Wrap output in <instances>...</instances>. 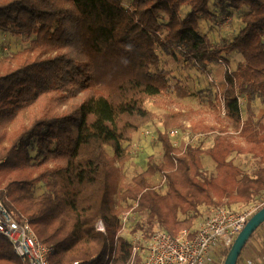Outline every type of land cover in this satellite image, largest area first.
<instances>
[{
  "label": "trees",
  "instance_id": "obj_1",
  "mask_svg": "<svg viewBox=\"0 0 264 264\" xmlns=\"http://www.w3.org/2000/svg\"><path fill=\"white\" fill-rule=\"evenodd\" d=\"M128 1L0 0V32L31 38L23 50L0 58V197L50 247L49 264H106L121 228L119 214L133 203L146 213L136 225L146 226V236L153 228L174 235L192 227L201 206L248 205L264 193V125L252 110L256 99L264 104V0ZM242 8V25L230 41L212 43L199 31L200 17L218 28L231 10ZM158 51L175 60L180 55L200 70L241 57L233 70H224L220 95L224 118L248 147L220 133L218 124L196 126L220 131L211 146L176 147L168 129H196L186 126L181 112L164 114L161 160L149 157L126 183L123 144L156 117L145 102L169 85ZM234 152L252 153V173L228 159ZM204 154L215 164L211 177L203 174ZM156 173L164 178L163 194L149 182ZM114 175L120 178L117 200ZM39 184L43 190L35 194ZM99 220L105 232L96 228ZM130 254L129 242L119 237L110 264H128ZM0 264H21L2 235Z\"/></svg>",
  "mask_w": 264,
  "mask_h": 264
},
{
  "label": "rangeland",
  "instance_id": "obj_2",
  "mask_svg": "<svg viewBox=\"0 0 264 264\" xmlns=\"http://www.w3.org/2000/svg\"><path fill=\"white\" fill-rule=\"evenodd\" d=\"M128 0H123V4L127 5ZM188 8L183 7L181 16L183 17ZM217 14V10L211 9ZM246 11L242 8L239 11L231 10L229 15V22L219 25L218 28L213 27V21L200 17L199 31L208 36L212 43L221 41L222 39L231 40L241 27V16ZM31 38L25 36H16L11 32H0V58L6 55L14 54L27 47ZM159 66L166 69L168 73V88L165 92L152 96L145 102V107L152 111L156 117L141 126L134 132L129 141L123 145L126 153L129 155V160L121 167L125 176V182H130L132 177L141 170L145 169L149 157H153L154 161L159 162L163 153L161 142L158 140L160 132L164 131L162 125V116L164 114L174 115L175 113H182L186 115L184 120L186 126L195 127L196 131L190 130L180 131L174 136L169 135L170 128L167 131L168 137L172 144L176 147L182 148L185 144L207 148L211 146L216 131L199 132L197 125L200 124H218L223 129L222 133L228 139L247 148L248 144L241 137L231 131L229 122L224 118V110L222 107L221 91L225 87L224 84V70L227 68L233 70L241 59L238 54L230 56L227 64L223 62H216L208 65L206 70H200L195 66L188 64L183 57L178 55V59H173L158 51ZM175 86L181 87L185 90L186 96H179L176 93ZM242 107V118H246L247 107L245 99L240 98ZM252 110L255 114V120H259V124L264 125V104L259 99L252 103ZM261 127V126H260ZM262 128V127H261ZM264 129V127H263ZM263 133L264 130H261ZM108 154L112 155L109 147H105ZM34 154V151L31 152ZM228 159H231L234 164L242 169L245 173H252L255 168L256 158L250 152L232 153ZM201 162L203 165V174L205 177L215 175V164L212 159L206 154L202 155ZM116 169L119 170V163L116 162ZM149 182L160 193H165V181L160 173L154 174L149 178ZM120 178L119 175H114V199L117 200V192L119 189ZM43 190V185L39 184L34 188V193L39 194ZM234 209L246 208V204L235 207ZM213 207H206V209H199V215L193 222L190 229H195L199 226L200 221L211 211ZM129 209V208H128ZM127 210V209H126ZM124 210L123 212H125ZM182 215H180V218ZM224 256L222 258L214 256L210 264H223Z\"/></svg>",
  "mask_w": 264,
  "mask_h": 264
},
{
  "label": "built area",
  "instance_id": "obj_3",
  "mask_svg": "<svg viewBox=\"0 0 264 264\" xmlns=\"http://www.w3.org/2000/svg\"><path fill=\"white\" fill-rule=\"evenodd\" d=\"M177 129L169 131L176 135ZM264 206V193L243 209L218 206L200 221L195 229L185 228L172 235L160 228H153L144 234L145 225L136 226L146 213L136 212V203L119 214L120 230L109 243L108 262L115 252L119 237L130 244L131 254L128 264H210L212 257H220V251H228L249 218ZM264 230V222L259 226ZM96 228L105 232L99 220ZM0 235L9 240L13 252L21 264H49L50 247L35 234L29 220L24 216H15L8 210L0 197ZM94 256L93 258H95ZM222 258V257H220ZM242 259V258H241ZM68 264H89L87 261L73 260ZM238 264H264V252L254 259H243Z\"/></svg>",
  "mask_w": 264,
  "mask_h": 264
},
{
  "label": "water",
  "instance_id": "obj_4",
  "mask_svg": "<svg viewBox=\"0 0 264 264\" xmlns=\"http://www.w3.org/2000/svg\"><path fill=\"white\" fill-rule=\"evenodd\" d=\"M264 222V206L257 210L247 221L245 226L236 235L223 264H237V260L245 247L248 239L256 229Z\"/></svg>",
  "mask_w": 264,
  "mask_h": 264
},
{
  "label": "crops",
  "instance_id": "obj_5",
  "mask_svg": "<svg viewBox=\"0 0 264 264\" xmlns=\"http://www.w3.org/2000/svg\"><path fill=\"white\" fill-rule=\"evenodd\" d=\"M242 204H235L233 206L238 207ZM206 209L205 206H202V209ZM201 209V207H200ZM264 252V230L261 227H258L256 231L248 239L245 247L242 252V259H256L260 253Z\"/></svg>",
  "mask_w": 264,
  "mask_h": 264
}]
</instances>
